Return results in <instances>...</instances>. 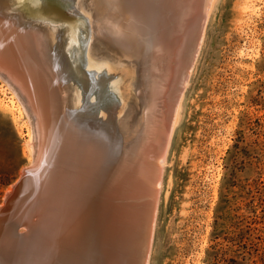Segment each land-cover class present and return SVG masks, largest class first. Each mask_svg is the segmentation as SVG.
Instances as JSON below:
<instances>
[{
    "label": "bare ground",
    "instance_id": "obj_1",
    "mask_svg": "<svg viewBox=\"0 0 264 264\" xmlns=\"http://www.w3.org/2000/svg\"><path fill=\"white\" fill-rule=\"evenodd\" d=\"M210 1L94 0L92 10L94 14L99 13L100 18L96 20V29L93 27L95 42L89 44L85 11L79 12L80 16L68 23L64 18L67 6L77 5L79 0H18L17 10L24 11L20 13L21 17L9 16L8 9L3 8L5 1L0 2V40L5 41L8 51L19 55L30 66L32 82L38 85L39 105L45 108V119L33 121L29 106L15 88L12 77L0 69V78L8 84L9 97L13 98L10 101L17 99L18 112L25 115L31 125L27 145L32 157L27 167L32 165L36 149L45 145V152H50L52 159L42 175L46 179L50 175V179L59 181L56 189L47 187L48 191L43 193L45 199L40 200L41 205L48 201L50 204L45 209L52 210L55 206L51 198L57 201L56 212L59 214L55 212L41 238L28 245L12 247V254L9 253L12 248L6 250L1 245L0 264H68L67 259L72 257L68 245L70 236L76 238L74 234H79L76 229L86 230L91 226L86 223L89 210L98 204L99 212L110 208L112 190L116 194L118 185L127 181L129 184L130 178L135 177H138L137 195L132 188L125 197L123 218L118 217L117 223L114 222L105 235L104 225L101 228L103 214L98 215L99 245L110 252L109 264H147L160 172L181 98L202 44L204 11L207 8L210 12ZM83 2L79 7L89 9L90 0L86 6ZM22 17L47 20L48 23L43 26L38 21L32 26L26 25ZM56 23L57 26H53ZM102 46L110 53L104 60L113 61V67L126 68L131 74L129 84L117 95L119 100L127 102V89L133 90L135 86L138 99L134 102L138 100L142 106L139 125L126 139L131 127L124 123L130 119L125 118L119 123L116 118L106 119L116 111L117 96L114 93L120 89L119 86L118 90L115 88L116 79L108 81L106 76L107 80L101 82L84 70L87 59L91 62L89 65L97 64L96 59L98 64H105L104 60L98 59L103 53ZM118 53L125 57L124 64L130 65L122 66ZM169 107L173 110L172 119L168 129H164V121L160 122V119ZM104 117L102 123L100 120ZM100 164L105 165L102 171L96 168ZM92 173L96 175V184L86 191ZM118 174H121L120 179L114 185L113 179ZM10 189L11 186L6 192ZM78 206L82 208L75 213ZM109 221L113 223L111 219ZM11 230L12 225L5 226L7 237Z\"/></svg>",
    "mask_w": 264,
    "mask_h": 264
},
{
    "label": "rangeland",
    "instance_id": "obj_2",
    "mask_svg": "<svg viewBox=\"0 0 264 264\" xmlns=\"http://www.w3.org/2000/svg\"><path fill=\"white\" fill-rule=\"evenodd\" d=\"M208 6L160 172L147 264H264V0ZM7 87L0 78V203L32 157L30 122Z\"/></svg>",
    "mask_w": 264,
    "mask_h": 264
},
{
    "label": "water",
    "instance_id": "obj_3",
    "mask_svg": "<svg viewBox=\"0 0 264 264\" xmlns=\"http://www.w3.org/2000/svg\"><path fill=\"white\" fill-rule=\"evenodd\" d=\"M7 1H8L7 4L11 7V8H7L8 10L6 12L9 16H13V15L19 16L21 12L22 13L24 12L22 9L17 10L19 8L18 0H7ZM73 5L72 6L68 5L64 12V18L67 19L66 23H68L74 17L80 16V14H78L79 12L85 11V15L87 17V19H85L87 26L86 29L89 33L87 43L89 44L92 42V40H90L92 33L90 13L92 12V10L91 9L82 10L77 5L75 4ZM97 15H98L97 18L99 19L100 18L99 13ZM21 20L25 21L26 25L30 24L31 26L38 21L43 26L46 23H48L47 20H42V19H29V18L23 19L22 17ZM53 26H57V23L54 24ZM1 42L3 44H1ZM5 44H6L5 41L0 40V67H2L0 69L8 77L10 78L12 77L11 81L15 85V88L19 91L20 94H22L21 96L29 106L33 121H39L42 117L44 120L45 108L42 107V104L39 105L38 102L39 97H37L39 93V92L37 93L38 85H34L32 82L33 76L31 75L32 71L30 66L24 63L23 60L19 57V55L15 54L16 55L15 56L13 52L8 51L6 49ZM106 49L109 51L108 48ZM101 50L103 51V53L98 59L104 60L105 59L104 57L110 56V53L109 52L107 53L104 46H102ZM118 54H119L118 58H121L122 60L121 61L122 66L130 65L129 63L124 64L125 57H122L121 53ZM123 55L126 56L125 53H123ZM87 61L89 65L91 62L89 59H87ZM96 61L94 62L98 64V61L97 62ZM104 62L105 64H98V65L94 64V66L93 65L88 66L84 63L85 64L84 70L88 74L90 73L89 75H91L95 79L97 80L100 79L101 82H103V80L105 81L107 80L105 79L106 76H108V81L109 79H116L117 84L115 88H117L118 86L120 88L119 90L117 88L118 91L116 89L114 90V92L117 91L114 93L117 96L119 95L120 91H123V88H126L129 79L128 76L131 74L129 73V70L126 68L121 69L119 67L116 69L115 67H113L112 65L113 61L109 62L104 60ZM130 88L131 87H128L127 89L129 92L128 95L129 100L127 102L124 101L123 99L119 100L117 96V99H115V101L117 102L115 114L112 116H108L107 118L106 117L102 119L100 118L101 120L99 119L102 122V120L105 118L109 119L110 121L116 118L115 120H117L119 123L120 120L122 121L125 118H129L130 121L125 122L124 124L125 125L129 124V127H131V130L129 129L131 133L129 131L128 134L125 135L124 137L125 139L130 137V134H133L134 128L137 125H139L138 123L142 116L141 104L138 103V100L136 103L134 102L136 98L138 99V96L134 92L135 86L133 90H131ZM40 99H41V94H40ZM129 101L130 103H128ZM120 103L122 105L121 108L119 107ZM136 106L138 107L137 109H139L138 111H136ZM172 114H173V110L170 107L165 110V116L163 112L160 122H162L163 119L164 129H168L171 123ZM97 117L99 118L101 116H97ZM98 125L100 126L101 123H98ZM44 147H42V149L41 147H38V149H36L34 155V161L32 165L24 169L23 173L19 175V177L12 183L11 189L4 193L3 199L0 203V247L2 245L4 248H6V250L8 249L10 250L12 247L15 248L17 245H22V244L28 245L27 244L28 242L30 244V242H32L34 239L41 238L42 233L46 231L47 226L50 223V219L55 216L57 206L59 205L57 201L51 198V200L54 201L53 203V205L55 206L54 210H52L51 208L45 209L47 208V205L50 204L48 201H46V204L45 203H42V205L40 204V200L45 199L43 198L44 197L43 193L45 191H48L46 190L47 187L53 186L56 189L59 184L57 178L50 179V175H49L48 176L49 179H46L45 176L42 175L43 169L49 166L50 161L52 159L51 153L45 152ZM44 153H46V155H44ZM96 166H97L96 168H98V170L100 171H102L103 167H105L104 164L103 165L100 164L99 166L98 165ZM120 176L121 174L115 176V178L113 179L114 185L115 183L118 182ZM95 177H96L95 173L94 174L92 173L90 175L89 183L87 185L86 191L92 189V187L94 188V185L96 184ZM137 180L138 177H135L134 179L130 178L129 184L127 181L122 185H118L119 187L117 188V192H119L118 194L117 192L115 194V191L112 190L113 196L109 200L110 203L112 202L110 204V208L107 207L105 210L103 209V211L101 210L99 212V204H98L96 206H93V208L89 210L90 215L87 218L86 223L89 222V225L91 226L86 228V230L85 229L83 230L81 227L80 229H76L77 230L76 232L79 233L78 235L74 234L77 236L76 238L74 236H70L72 237V239H69L68 245L71 248L72 257L67 259L66 262L68 264H109L110 252L108 251V249L105 248L103 249V247L102 250L101 246L99 245L100 237L98 236V233H99L100 225L99 224L97 225L98 223L97 217L99 214H103V221L101 222V228L104 225V235H105V233H108L109 228L114 226L115 224L114 222L117 223L118 217L123 218L121 212H123L125 208L123 209L122 207H125L124 204L127 202L125 197L129 195L130 190H132V188L135 190L136 192L135 194L137 195L139 191ZM48 199L50 198L48 197ZM81 208L82 206L81 207L78 206L75 210V213L79 212ZM58 214L59 213L57 211L56 215ZM89 218L90 220L88 221ZM110 219L111 221H113V223L109 221ZM86 223L84 221V225ZM8 224L12 225V230H11V235L7 237V235L5 234V226H7ZM76 224H77V220H76ZM20 227H23L22 231L18 230ZM100 234H101V230H100ZM8 242H10V244H5ZM13 248L9 252L10 254H12Z\"/></svg>",
    "mask_w": 264,
    "mask_h": 264
}]
</instances>
